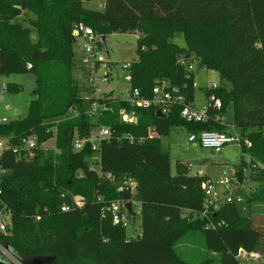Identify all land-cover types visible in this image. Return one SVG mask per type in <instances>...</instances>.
<instances>
[{
  "label": "trees",
  "instance_id": "1",
  "mask_svg": "<svg viewBox=\"0 0 264 264\" xmlns=\"http://www.w3.org/2000/svg\"><path fill=\"white\" fill-rule=\"evenodd\" d=\"M86 1L92 0H0V77L26 71L36 77L29 115L0 124V135L16 142L35 133L42 143L53 135L47 128L59 120L56 150L38 148L28 160L7 152L9 171L0 185L13 224L9 233L0 234V243L8 244L23 264H203L187 260L176 247L187 230L198 229L221 264H242L241 249L264 252V215L251 211L243 217L240 206L227 204L213 217L225 222L215 229L184 216L186 209L202 208L204 177L189 174L179 163L172 175L161 137L138 140L150 126L160 136L175 124L193 132L227 131L212 118L187 121L180 107L160 117L155 105L131 106L118 98L113 110L99 116V123L112 130L99 150L102 171L112 178L90 169L91 146L73 149L75 133L87 136L98 124L88 115L81 96L84 85L73 74V30L84 21L104 36L140 33L129 82L147 98L165 80L189 102L194 100V75L178 62L188 54L217 71L220 85L209 90L208 98L214 93L220 97L224 112L233 105L232 122L253 143L242 147L244 152L264 166V0H105L102 10L86 7ZM177 31L185 33L187 48L173 42ZM121 109L134 111L138 122L123 121ZM128 176L138 182L135 199L141 203V234L136 238L102 214L105 203L131 198L119 190ZM259 182L250 206L264 202V175ZM74 195L83 198V207L73 206ZM64 205L70 209L62 210Z\"/></svg>",
  "mask_w": 264,
  "mask_h": 264
},
{
  "label": "built area",
  "instance_id": "2",
  "mask_svg": "<svg viewBox=\"0 0 264 264\" xmlns=\"http://www.w3.org/2000/svg\"><path fill=\"white\" fill-rule=\"evenodd\" d=\"M74 35L77 37V43L80 39L83 43V57L82 60L85 64V85L83 89H86L89 94L83 95L82 98L87 103V113L93 120L97 121V125L93 128L91 133L87 136H82L79 132H76L73 138V149L75 151L83 150L87 145L91 146L95 151L91 158L90 169L99 173L100 176H107L112 178L111 174H104L101 168V154L99 152L102 142L110 140L112 137V130L109 126L99 123V116L102 112L113 110L112 103L115 102L118 97L113 94V89L110 91H104L103 85L110 81V61L104 53L100 36L103 34L97 33L94 28L88 25L84 21L78 22L73 30ZM182 66L188 68V70L194 75L195 62L199 63L201 69L205 72L209 71V67L206 64H201L198 59L193 56H183L178 61ZM28 67H32V64H28ZM132 63L128 62L124 65V69L127 70V79H130ZM211 70V69H210ZM220 82L211 80L210 90H215L219 87ZM193 86L198 87L199 83L193 81ZM128 96L125 99L131 104V106L149 107L155 105L157 110L165 114H169L173 108H181V116L187 121L192 122H207L212 118L216 123L227 128V131H214L203 130L199 132H190L188 140L193 143H197L203 148L212 150L214 153H220L222 149L229 144L236 143L245 148L252 147L253 143L250 138L242 136L237 126L232 121H228L225 112L223 110V100L215 93L210 95L209 103L207 106L198 108L189 102L187 96L180 91L179 88H170L168 81H162L154 88V93L151 98H147L142 95L139 88H132L129 82ZM8 90V84L3 81L2 92ZM121 99V98H120ZM9 104L6 108H10ZM123 121L128 123H137L138 117L134 111H127L126 109L120 110ZM7 122L5 119L0 118V124ZM47 128L48 132H52L53 135L50 139L40 143L37 134H27L13 141L12 137H5L0 135V182L4 175H6L9 169L4 165L7 152L12 151L19 160H28L34 156L35 151L38 148L44 150H56L57 139V127L59 120H56ZM122 137V136H121ZM124 137L130 141H135L136 137L133 134H126ZM160 134L154 127H149L146 137H140L138 140L143 141L145 138H160ZM54 140V146H50L48 142ZM254 169V175H264V166L261 168L257 164L252 165ZM249 166L247 162L242 168H236L232 166L228 172H224L218 177H204L202 181V189L204 192L203 206L201 209L193 210L186 209L184 216L189 217L192 220H204L206 228L215 229L216 227L225 224L224 221L213 219L217 212L221 210L227 204H236L238 206L245 203V197L239 193V190L244 187L246 179L251 176L247 174ZM82 176V175H81ZM199 176V175H198ZM257 187L253 188L251 193L255 192ZM120 191L131 194V198L118 199L112 202H107L102 206L103 216L109 215L113 223L116 225H122L129 227L134 221L133 214L128 210L127 204L131 203L133 211L135 204L138 202L135 199L138 193V182L135 178L128 176L123 180V183L119 187ZM3 189L0 185V234H7L12 227V211L4 203ZM99 201H102V197H98ZM73 206L83 207L84 201L81 196H73ZM70 209V206L64 205L62 210L66 211ZM136 214V213H135ZM0 250L3 253H9V249L5 245L0 244ZM244 251L243 249L240 250Z\"/></svg>",
  "mask_w": 264,
  "mask_h": 264
},
{
  "label": "rangeland",
  "instance_id": "3",
  "mask_svg": "<svg viewBox=\"0 0 264 264\" xmlns=\"http://www.w3.org/2000/svg\"><path fill=\"white\" fill-rule=\"evenodd\" d=\"M105 0L86 1L85 6L102 10ZM32 15V13H29ZM140 33L137 31L110 32L105 34L107 51L104 53L110 61V81L104 84L103 90L110 91L113 89L115 97L125 99L128 96L129 81L127 79L128 72L124 69V65L128 62L133 63L137 59V46ZM173 42L180 48H187V40L183 31H177L173 36ZM80 46L83 48L84 41L79 40ZM195 80L199 86L195 89V98L192 104L198 108L207 106L209 98L207 93L210 90L211 80L220 81L217 71H203L198 62H195ZM85 64L82 58L76 60L74 65V78L82 87L85 85ZM5 81L10 85V89L2 92V83ZM36 86V77L32 71L23 73L3 75L0 77V118L7 122L20 120L27 117L30 113L32 104L35 99L33 90ZM83 95L89 92L82 90ZM9 104L11 107L6 108ZM18 111V112H17ZM228 121L233 120V105L229 104L225 112ZM190 135L189 128L186 125L175 124L171 127L168 134L161 136V149L168 153L172 160L171 174L175 175L179 165H184L191 175H199L201 177L210 176L218 177L225 171L228 172L232 166L242 168L247 162L249 168L247 174L251 176L246 179L245 185L239 190V193L245 197V203L240 205L241 215L248 217L250 214L249 198L251 190L258 185V180L254 175L252 165L255 163L259 167H263L260 160H252V156L248 152H244L241 145L232 143L226 145L220 153H214L212 150L203 148L197 143L188 140ZM50 146H54V140L48 142ZM179 163V165H178ZM252 211L257 214L264 215V202L254 203ZM134 212L136 213V223L127 227L128 235L136 238L141 234V203L135 204ZM1 241V239H0ZM1 244V243H0ZM178 252L192 263L203 264H221L219 254L209 249L205 242L204 235L201 230L189 229L183 238L176 243ZM1 253H3L0 250ZM5 258L16 264H23L9 249V253H3ZM239 259L242 264H264V252L241 251Z\"/></svg>",
  "mask_w": 264,
  "mask_h": 264
},
{
  "label": "water",
  "instance_id": "4",
  "mask_svg": "<svg viewBox=\"0 0 264 264\" xmlns=\"http://www.w3.org/2000/svg\"><path fill=\"white\" fill-rule=\"evenodd\" d=\"M100 40H101V43H102V46H103L104 50L107 51L106 37L104 35H101L100 36ZM187 56H189V54ZM157 115L160 116V117H167L168 114H165V113L161 112V110H157ZM127 208L133 214V216H134L133 223H135L136 214L133 211L132 204L131 203H128L127 204ZM5 247L7 249H10V247H9L8 244H6ZM0 264H16V263L9 261L7 258H5V256L3 255V253L0 252Z\"/></svg>",
  "mask_w": 264,
  "mask_h": 264
},
{
  "label": "crops",
  "instance_id": "5",
  "mask_svg": "<svg viewBox=\"0 0 264 264\" xmlns=\"http://www.w3.org/2000/svg\"><path fill=\"white\" fill-rule=\"evenodd\" d=\"M74 52H75V58H76V60L77 59H79V58H82L83 57V54H84V52H83V48H82V46H80V42L78 41V43H76V45H75V48H74ZM195 78V77H194ZM197 88V87H196ZM18 112V111H17ZM189 132H191L190 130H189ZM223 150V149H222ZM252 158V160H254V159H256V158H254V157H251ZM259 176L260 175H258V176H256V178H257V180H258V185L260 184V182H259ZM205 177H210V176H205ZM258 187V186H257ZM252 192V191H251ZM249 206H250V203H249ZM252 211V206H250V212Z\"/></svg>",
  "mask_w": 264,
  "mask_h": 264
}]
</instances>
